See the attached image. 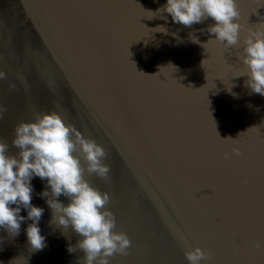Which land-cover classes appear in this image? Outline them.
Returning <instances> with one entry per match:
<instances>
[{
    "label": "water",
    "instance_id": "1",
    "mask_svg": "<svg viewBox=\"0 0 264 264\" xmlns=\"http://www.w3.org/2000/svg\"><path fill=\"white\" fill-rule=\"evenodd\" d=\"M166 3L0 0V140L17 153L16 125L56 110L103 145L108 179L85 176L131 240L110 264H190L197 246L210 253L201 264H264V96L239 76L264 0L237 3L233 47L206 31L213 19L177 24L157 11ZM233 146L242 155L225 159ZM31 183L45 247H30V220L17 237L0 229V264H83L68 251L77 234L49 223L46 180Z\"/></svg>",
    "mask_w": 264,
    "mask_h": 264
},
{
    "label": "clouds",
    "instance_id": "2",
    "mask_svg": "<svg viewBox=\"0 0 264 264\" xmlns=\"http://www.w3.org/2000/svg\"><path fill=\"white\" fill-rule=\"evenodd\" d=\"M157 11H166L173 22L186 27L211 18L215 23L206 31L215 40L225 47L240 46L237 0H167ZM241 60L245 70L239 76L246 75V86L264 96V31H251L245 38ZM4 111L0 108V118ZM11 146L18 152L12 154L8 143L0 140V229L17 237L22 223L30 220L26 228L30 247H45L39 224L44 208L32 203L31 182L39 177L47 182L39 195L46 198L51 210L50 225L70 228L79 237L75 246L69 244L70 253L80 249L83 256L78 259L83 264H110L115 255H127L131 240L127 233L116 231L115 215L108 208L109 194L85 176L88 173L108 179L110 166L104 162L107 152L102 144L66 122L60 112L51 110L17 124ZM241 155V149L233 146L224 158ZM81 157L87 162L86 168ZM62 195L68 198L67 204L59 199ZM22 208L27 210V217L20 214ZM255 247L264 248V241H256ZM185 256L190 264H201L210 253L197 246L189 247Z\"/></svg>",
    "mask_w": 264,
    "mask_h": 264
},
{
    "label": "snow or ice",
    "instance_id": "3",
    "mask_svg": "<svg viewBox=\"0 0 264 264\" xmlns=\"http://www.w3.org/2000/svg\"><path fill=\"white\" fill-rule=\"evenodd\" d=\"M237 3H239V0H237ZM262 27V29H264V26H261Z\"/></svg>",
    "mask_w": 264,
    "mask_h": 264
}]
</instances>
